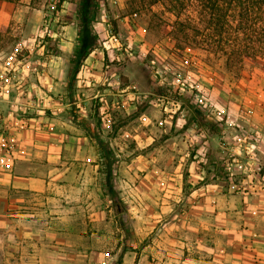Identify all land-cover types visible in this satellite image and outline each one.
<instances>
[{"label":"crops","instance_id":"crops-1","mask_svg":"<svg viewBox=\"0 0 264 264\" xmlns=\"http://www.w3.org/2000/svg\"><path fill=\"white\" fill-rule=\"evenodd\" d=\"M30 1L12 16L22 32L9 100L24 104L25 92L42 106L21 109L28 127L12 170H0V264H264L263 87L243 88L250 106L238 111L214 102L215 79L220 113H208L151 71L143 33L129 55L110 24L62 0L40 41L45 11ZM170 88L185 118L162 125L157 98ZM244 120L260 138L257 166L234 165L224 138L222 122Z\"/></svg>","mask_w":264,"mask_h":264},{"label":"rangeland","instance_id":"rangeland-1","mask_svg":"<svg viewBox=\"0 0 264 264\" xmlns=\"http://www.w3.org/2000/svg\"><path fill=\"white\" fill-rule=\"evenodd\" d=\"M13 1L15 11L22 5V1L24 0ZM61 1L62 0H31L30 6L33 8L43 6L44 11L51 9L54 18L56 13L61 9ZM64 1L70 3L73 7V11L80 17L82 16L90 22L101 23L102 21H106L110 24L108 32L115 37L118 36V44L134 52L135 57L140 53L137 46H135V43H137L139 39L138 33H143L144 46L148 51L144 59L146 64H148V61L151 59L155 60L156 68L164 73L162 75L168 76L173 81L175 78L180 77L183 81L193 83V81L188 79L190 72L194 70L203 72V86L208 87L212 95L215 79L217 82H221L216 85L214 92L216 95H213L214 102L218 103V105L228 104L234 109H238V111L244 110L246 112L245 107H249L250 105L247 104L248 101L246 103L244 100L241 94L242 89L245 87L254 89L263 87L264 90V74L259 69L246 67L236 74L234 72H228L224 68L222 61H215V59L203 49L195 46L184 48L182 44L177 45L176 42L172 40L171 36L164 31L165 28L163 23L167 22L169 17L162 13L160 6L153 7L151 12L146 8L139 9L138 2L134 0ZM1 15L0 52L10 53L22 31L15 26L12 18L10 22L6 21V14L4 11ZM148 27L149 29H147ZM222 76H225L226 80H222ZM210 77L214 78L211 82L209 80ZM228 80L235 85L234 89L236 93L233 96L227 91L228 87L226 83ZM175 85L177 84L175 83ZM238 85L241 86L237 87ZM170 91L175 92L177 90L171 89ZM250 99L251 101L255 100L252 97H250ZM119 203L121 204V202Z\"/></svg>","mask_w":264,"mask_h":264},{"label":"trees","instance_id":"trees-1","mask_svg":"<svg viewBox=\"0 0 264 264\" xmlns=\"http://www.w3.org/2000/svg\"><path fill=\"white\" fill-rule=\"evenodd\" d=\"M134 1L139 9L161 7L169 17L164 31L177 45L203 49L228 72L236 74L246 67L264 72V0ZM13 2L0 0V19L4 11L6 21H11Z\"/></svg>","mask_w":264,"mask_h":264},{"label":"built area","instance_id":"built-area-1","mask_svg":"<svg viewBox=\"0 0 264 264\" xmlns=\"http://www.w3.org/2000/svg\"><path fill=\"white\" fill-rule=\"evenodd\" d=\"M53 22V15L51 9L45 11L42 19L41 31L43 37L39 39L42 41L49 34L51 24ZM111 38L116 40V37L109 33ZM122 47V51L131 55L133 52ZM20 52V48L16 47L8 56L3 60V70L0 71V104L6 102L8 104L7 109H3L0 106V170L11 171L15 158H16V133L25 130L28 127L27 119L21 114L22 108L37 109L38 106H42L40 101H36L32 97H27L25 92H20L19 101H24V104L20 102L9 100L11 94L10 76L14 66L17 64V56ZM148 65L151 71L155 75L163 74L158 68H156L155 60L148 61ZM210 82L211 79L209 78ZM174 83L181 88H189L192 91V99L194 104L201 110L208 113L219 114V110L216 105L210 100L209 88L196 85L195 83H189L183 81L180 77L174 79ZM157 103L165 116V119L161 121L163 125L165 120L172 121L175 118L184 119L185 113L181 96L178 91H169L167 95L158 97ZM24 105V107H23ZM224 123L223 126L233 130V133L228 136H224L226 143L229 145L230 152L232 154L233 164L238 166L241 161L246 159L254 165H258L257 151L259 149L260 138L253 130L251 125L244 121L243 123ZM253 189V188H252Z\"/></svg>","mask_w":264,"mask_h":264}]
</instances>
